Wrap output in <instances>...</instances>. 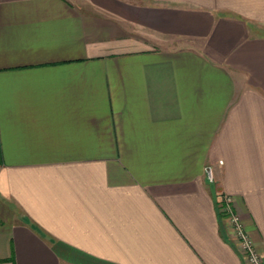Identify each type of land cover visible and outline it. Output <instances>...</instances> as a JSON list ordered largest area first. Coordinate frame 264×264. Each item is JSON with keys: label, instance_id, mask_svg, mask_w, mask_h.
I'll list each match as a JSON object with an SVG mask.
<instances>
[{"label": "crops", "instance_id": "obj_1", "mask_svg": "<svg viewBox=\"0 0 264 264\" xmlns=\"http://www.w3.org/2000/svg\"><path fill=\"white\" fill-rule=\"evenodd\" d=\"M231 212L264 263V0H0V264H249Z\"/></svg>", "mask_w": 264, "mask_h": 264}, {"label": "built area", "instance_id": "obj_2", "mask_svg": "<svg viewBox=\"0 0 264 264\" xmlns=\"http://www.w3.org/2000/svg\"><path fill=\"white\" fill-rule=\"evenodd\" d=\"M227 200L230 201L229 196H227ZM227 209L230 211L229 205L227 206ZM230 217L232 219V222L235 225L236 232L241 242L243 252L249 264H264L262 257L257 253L252 241L246 235L239 217L233 214L232 212H231Z\"/></svg>", "mask_w": 264, "mask_h": 264}]
</instances>
